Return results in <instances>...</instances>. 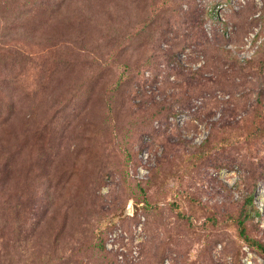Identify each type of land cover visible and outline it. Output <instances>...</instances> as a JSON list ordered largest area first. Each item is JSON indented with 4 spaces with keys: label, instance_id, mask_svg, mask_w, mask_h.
<instances>
[{
    "label": "rangeland",
    "instance_id": "rangeland-1",
    "mask_svg": "<svg viewBox=\"0 0 264 264\" xmlns=\"http://www.w3.org/2000/svg\"><path fill=\"white\" fill-rule=\"evenodd\" d=\"M241 218L264 0H0V264H264Z\"/></svg>",
    "mask_w": 264,
    "mask_h": 264
},
{
    "label": "trees",
    "instance_id": "trees-1",
    "mask_svg": "<svg viewBox=\"0 0 264 264\" xmlns=\"http://www.w3.org/2000/svg\"><path fill=\"white\" fill-rule=\"evenodd\" d=\"M252 198V197H251ZM251 198L247 199V202L251 203ZM253 199V198H252ZM240 223V234L245 239V241L250 244L251 247H253L256 251L264 254V243L257 241L256 239H253L250 237L246 232V226H244V219H239Z\"/></svg>",
    "mask_w": 264,
    "mask_h": 264
},
{
    "label": "built area",
    "instance_id": "built-area-1",
    "mask_svg": "<svg viewBox=\"0 0 264 264\" xmlns=\"http://www.w3.org/2000/svg\"><path fill=\"white\" fill-rule=\"evenodd\" d=\"M142 171V170H141Z\"/></svg>",
    "mask_w": 264,
    "mask_h": 264
}]
</instances>
